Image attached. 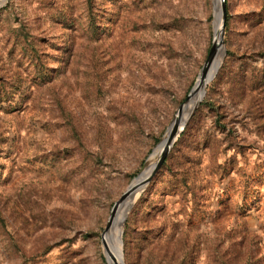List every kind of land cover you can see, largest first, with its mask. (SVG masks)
<instances>
[{"label": "rangeland", "instance_id": "rangeland-1", "mask_svg": "<svg viewBox=\"0 0 264 264\" xmlns=\"http://www.w3.org/2000/svg\"><path fill=\"white\" fill-rule=\"evenodd\" d=\"M223 4L0 0V264H264V0Z\"/></svg>", "mask_w": 264, "mask_h": 264}, {"label": "bare ground", "instance_id": "bare-ground-1", "mask_svg": "<svg viewBox=\"0 0 264 264\" xmlns=\"http://www.w3.org/2000/svg\"><path fill=\"white\" fill-rule=\"evenodd\" d=\"M219 0H216V4H217V9H220V5H221V10L219 11V15L222 17L223 11H222V6H223V0H220V4H218ZM218 16H216V21H215V26H217L218 23ZM222 21V18H221ZM221 21L219 22V25L216 29V39H215V43L214 46L212 47V53L210 56V59L207 61L205 67L201 70L198 80H196V83L193 87L192 92L190 93L187 101L182 105V107L178 110V112L175 114V118L174 120L171 122V127L170 130L168 132V135L165 137V134L168 130H166L163 138L161 139V141L158 143V145L156 147H159L161 145V143L164 140L163 143V148H165L163 154L165 153L169 143L172 141V139L176 136V134L178 133L179 129L183 126V124L185 123V121L187 120V118H184L182 121H179L181 119L182 116V111L184 109L192 112L195 107L197 106L199 100L201 99L202 95H203V89H204V85L205 82L207 80H209L218 70L219 65H220V56L223 55L222 54V45H219L218 43V32L220 29V25H221ZM179 122H177V120ZM177 122V123H176ZM176 123V125L174 126V124ZM174 127V128H173ZM162 147V146H160ZM161 148H155V153L153 152V154H151V156L149 157V159L147 160L146 163V167H145V171H143L140 175H138V177H136L133 182L128 186V188L126 189V191L124 192V194L121 197V202L119 204H117V206L114 208V210L112 211L111 215H110V220L108 223V228L106 230V232L104 233L103 236L105 237H111L112 235L114 236L118 225H119V229H118V235H117V240L114 244V247L116 249H120V244H121V232H122V226H123V220L126 217V214L128 213L130 207H131V202L132 200L137 196V193L141 190L142 186H144L147 181L150 179V177L152 176L153 172L155 171V169L159 166L160 164V160L162 158L159 157L158 162L155 164V166L153 165L155 162V156L158 155V153L160 152ZM162 154V155H163ZM110 246H107V248H109ZM109 264H112L111 259H109L107 257Z\"/></svg>", "mask_w": 264, "mask_h": 264}, {"label": "water", "instance_id": "water-1", "mask_svg": "<svg viewBox=\"0 0 264 264\" xmlns=\"http://www.w3.org/2000/svg\"><path fill=\"white\" fill-rule=\"evenodd\" d=\"M222 11H223V14H224V4H223V6H222ZM223 14H222V16H223ZM222 36H223V23H222V21H221V25H220V29H219L218 37H217L219 45L222 44ZM213 43H214V42H213ZM212 47H213V45H212ZM211 52H212V48H211V50H210V54H211ZM210 54H209V56H210ZM208 58H209V57H208ZM206 61H207V60H206ZM192 90H193V88H192ZM192 90H191V92H192ZM191 92H190V93H191ZM189 95H190V94H189ZM189 95H188V97H189ZM188 97H187L186 100L181 104V106L179 107V109H180V108L182 107V105L187 101ZM179 109H178V110H179ZM189 117H190V115L188 116V118H187V120L185 121L184 125L187 123ZM184 125L179 129V131H178V133L176 134V136L179 134L180 131H182ZM176 136H175V137L172 139V141L169 143V145H168V147H167L165 153L162 155L161 160L163 159V157L165 156V154L169 151V149H170L171 146L173 145V143H174V141H175V139H176ZM161 160H160V162H161ZM121 197H122V196H121ZM120 199H121V198H120ZM102 237H103V235H102Z\"/></svg>", "mask_w": 264, "mask_h": 264}]
</instances>
